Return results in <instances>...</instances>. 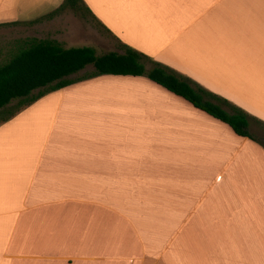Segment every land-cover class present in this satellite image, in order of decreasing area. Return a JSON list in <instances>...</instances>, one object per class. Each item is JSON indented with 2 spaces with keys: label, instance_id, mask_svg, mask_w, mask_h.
<instances>
[{
  "label": "crops",
  "instance_id": "1",
  "mask_svg": "<svg viewBox=\"0 0 264 264\" xmlns=\"http://www.w3.org/2000/svg\"><path fill=\"white\" fill-rule=\"evenodd\" d=\"M64 2L0 0V25ZM83 2L264 123V0ZM0 264H264V147L146 77L50 93L0 125Z\"/></svg>",
  "mask_w": 264,
  "mask_h": 264
},
{
  "label": "trees",
  "instance_id": "2",
  "mask_svg": "<svg viewBox=\"0 0 264 264\" xmlns=\"http://www.w3.org/2000/svg\"><path fill=\"white\" fill-rule=\"evenodd\" d=\"M67 10L86 20L92 13L83 0H65L57 10L26 25L53 20ZM16 25L5 24L0 28ZM119 50L121 52L99 54L94 47L67 48L51 39L14 40L0 61V125L50 93L80 81L107 75L146 77L228 125L239 137L251 139L264 147V136H258L251 130L252 123L264 130L262 121L129 46L121 45ZM89 67L94 69L92 74L74 78ZM14 102H17L15 108L12 107Z\"/></svg>",
  "mask_w": 264,
  "mask_h": 264
},
{
  "label": "rangeland",
  "instance_id": "3",
  "mask_svg": "<svg viewBox=\"0 0 264 264\" xmlns=\"http://www.w3.org/2000/svg\"><path fill=\"white\" fill-rule=\"evenodd\" d=\"M56 7L42 4L36 10H26L25 20L49 13ZM61 15L54 21L37 26L22 25L0 28V61L3 54H6L4 51L9 49L10 43L14 42V40L26 38L56 40L67 48L91 46L96 48L99 54L114 51L118 48V43L90 18L87 17L88 20H86L71 10H67ZM16 105L17 102H14L12 107L15 108Z\"/></svg>",
  "mask_w": 264,
  "mask_h": 264
},
{
  "label": "snow or ice",
  "instance_id": "4",
  "mask_svg": "<svg viewBox=\"0 0 264 264\" xmlns=\"http://www.w3.org/2000/svg\"><path fill=\"white\" fill-rule=\"evenodd\" d=\"M262 134H264V133H262Z\"/></svg>",
  "mask_w": 264,
  "mask_h": 264
}]
</instances>
